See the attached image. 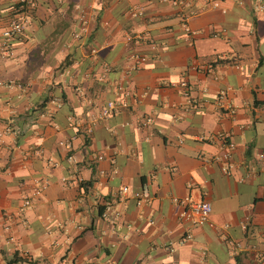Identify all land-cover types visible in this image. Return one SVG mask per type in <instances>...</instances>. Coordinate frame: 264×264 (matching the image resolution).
I'll list each match as a JSON object with an SVG mask.
<instances>
[{
	"label": "crops",
	"instance_id": "obj_1",
	"mask_svg": "<svg viewBox=\"0 0 264 264\" xmlns=\"http://www.w3.org/2000/svg\"><path fill=\"white\" fill-rule=\"evenodd\" d=\"M182 1H34L0 58V264H264V11ZM16 3L0 0V37ZM118 81L128 107L96 119ZM186 196L210 202L203 225L179 218Z\"/></svg>",
	"mask_w": 264,
	"mask_h": 264
},
{
	"label": "built area",
	"instance_id": "obj_2",
	"mask_svg": "<svg viewBox=\"0 0 264 264\" xmlns=\"http://www.w3.org/2000/svg\"><path fill=\"white\" fill-rule=\"evenodd\" d=\"M35 0H17L16 3V18L12 20L1 32L0 37V58H5L11 55L12 53V43L13 40L19 38L25 28V23L30 16V11L32 6L34 5ZM175 4H185L184 1L171 0ZM227 0H204V3L209 8H218L221 3ZM255 10L257 12L264 11V0H256ZM134 14H141V10L133 12ZM79 27L76 31L72 32V37L75 39H80L83 35L88 32V21L84 18L83 15L79 18ZM186 33L188 35H195L196 31L192 30L188 26L184 27ZM145 61V56L139 54H132L129 56V64L126 66L125 73L129 74L134 71L140 69L141 64ZM180 86L186 88V82L183 81L180 83ZM116 89L120 98L108 100L105 105L101 108L99 115L96 119H103L111 116L119 109H124L128 107V101L126 97L130 94L127 88L122 84L121 81L116 82ZM217 104L222 107L224 110H227L231 115L235 113V107L233 103L227 98L224 92H221L217 97ZM144 124V123H143ZM220 139H222V153L216 155L213 160L220 163V169L224 174H229L232 165H231V152L234 149V143L229 140L228 136L225 134L217 135ZM260 159H264V153L259 154ZM129 193V188L127 186H122L119 195L124 196ZM132 195L137 199V203L139 204L142 201V196L139 192H132ZM181 205H183V209L179 214V218L185 221L189 226H197L203 225L206 223L211 215L212 206L207 200H192L189 196L184 197L181 200L175 199ZM30 204L29 199H25L23 201L22 207H26ZM121 216V212L116 207V205L107 201L103 205V209L101 212V217L104 220L115 221L118 220ZM128 229L131 227L127 226ZM192 239V234L189 232H185L180 238L177 240L175 244H170L167 246L169 251H173L175 247L185 245ZM100 264H112L110 260H105Z\"/></svg>",
	"mask_w": 264,
	"mask_h": 264
}]
</instances>
